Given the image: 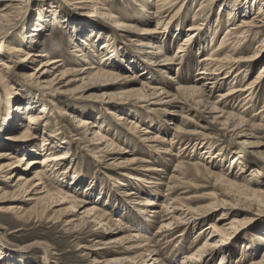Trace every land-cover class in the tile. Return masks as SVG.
<instances>
[{
    "label": "rangeland",
    "instance_id": "1",
    "mask_svg": "<svg viewBox=\"0 0 264 264\" xmlns=\"http://www.w3.org/2000/svg\"><path fill=\"white\" fill-rule=\"evenodd\" d=\"M54 1H12L6 11L8 16L0 22V30L7 27L4 28L3 35L0 33V42H15L26 45V48L30 39H25V36H29L34 26L42 20L44 29L39 32L42 38L36 50L48 53L50 57L63 59V69H76L84 66L83 61L81 63L83 58L77 62V55L73 51L76 45L74 40L79 43L86 39L85 36L89 34L87 27L90 26L100 29L104 35L116 34V38H113L120 46V54L118 58L114 56V60L123 69L106 67L118 73V78H103L90 88L81 80H75L72 73L66 77V81L75 80L71 82L70 90L59 94L54 101L52 98H40V93L30 86L25 77L40 65L41 57L30 63L29 68H24L26 62L22 58L15 59L11 67L6 69L10 86L22 95V105L31 103L37 107L34 110L36 113L43 105L47 108L43 114L47 123L45 129L55 135L57 152H68L69 157L64 162L67 174L59 175L56 183H52L50 179L48 182H51V186L63 184L64 191L77 199L65 201L46 213L47 202L43 200V195L36 196L35 191L28 193L16 186L18 175L21 174L32 177L39 170L49 178L56 174L52 170L50 173L40 164L31 172H26L27 162L21 161L24 155L28 159L38 160L45 156L28 153L25 148L34 145L41 152L44 126L42 124L38 128L39 137L34 141L14 139L21 134L27 120L24 119L25 114L21 115L15 124H11L15 125L14 129L3 123L9 107L4 89L0 88V134L19 140H0V152L13 153V161L19 165L18 169L11 172L13 176L8 175L9 179L4 180L0 175V264H153L152 260L144 263L140 259L145 248H138L137 239L132 236L135 232L152 238L151 246L160 250L159 257L166 264H187L184 263V255L193 256L206 242H216L218 245L206 249L199 262L195 263L193 260V264H219L222 257L224 264H252L263 260L264 131H251L254 133L252 136L236 135L238 131L246 129V126L237 130L229 128L224 125V118H217L219 113H213L207 107L211 102L218 101L220 95L230 88H244L255 78L264 65V47L260 56L251 62V69L245 79L241 73L245 67L240 70L235 67L227 79L225 71L220 75L219 80L223 85L213 89L206 106L183 98L165 106L159 105L153 98L145 95L147 89H142L143 82L177 92L181 77L195 79L197 72L203 67L198 65L199 60L208 56L225 35L228 26L227 4L225 8L223 6L225 10L222 9L220 16L224 18V22H214L216 12L211 13V24H208L211 25L210 30L207 26L204 29L206 32L195 39L196 58H190L189 67L178 71L176 64H172L170 69L147 66L144 60H149V54L141 53L137 33L110 27L104 18L93 14V8L81 9L74 1L64 3V0H60L58 6ZM109 1L115 8L112 9L113 13L123 17L125 23H137L139 27L150 29L157 27L156 20L145 26L135 20L139 18L138 7L133 3L130 5L128 1L131 0ZM201 1L192 2L193 7L189 12L184 11L186 16L183 20L180 19L181 30L174 28L173 33L163 32L161 37L164 38L162 40L166 43L165 48L170 56L177 55L178 47L189 33L187 29L192 23L193 11L197 10ZM7 2L9 1L0 0V6ZM255 7L250 13L248 9L247 20L256 15L260 6ZM217 8L218 6L215 7ZM64 16L65 20L62 18ZM242 17L243 12L237 16L234 24L240 22ZM69 18L81 25L76 28L77 32H74V23L70 22L69 25ZM212 32L215 34V42L211 45ZM71 36H74L73 40ZM263 37L264 30L243 54L244 57L254 53ZM103 41L104 39L99 40L98 45ZM86 51L89 49L86 48ZM223 51L221 56L225 55ZM182 55L184 53L176 57ZM24 56L25 54L22 55ZM95 57L101 56L91 55L89 59L93 61ZM98 59L102 66L103 61ZM54 76L52 73L50 78ZM257 90L254 93L255 101L249 105L251 108L248 106L250 109L241 101L242 96L230 99L226 107L222 103L217 105L225 107L227 112L251 118L250 121L253 120L254 123H264L259 116V110L264 107V87L259 86ZM57 100L60 104L55 107ZM183 106L186 108L182 109ZM61 108L67 110L68 114H61ZM76 115L82 116L87 126L81 128L76 123ZM120 116L136 121L139 125L137 130L130 128ZM94 123L97 124L96 127ZM98 129L112 142L110 149L98 144L99 140L93 134ZM145 129L150 132L144 133ZM155 136L159 137L157 141ZM116 145L120 146L113 150ZM205 149L211 152L208 159H205V155H209ZM134 159L137 161L131 162ZM7 161L8 157H0V164ZM149 167H158L161 171H148ZM134 177L137 179H133ZM39 199L41 202L38 203ZM146 199L153 200L156 205H142ZM163 204H169L170 212L166 214L164 210V217L158 221L151 211L154 208L162 209ZM95 205L107 214L105 224L92 222L93 212H88ZM173 207L180 209L175 210ZM191 214L199 219L190 221L187 225L173 220V217H191ZM162 220L167 223L171 221V228L157 233ZM211 223L224 227L226 234H216L211 228L207 229ZM183 230L184 235L176 237ZM202 231L204 233L201 234ZM221 236L224 241L219 242ZM243 245H247L246 253ZM209 253L212 254L208 255Z\"/></svg>",
    "mask_w": 264,
    "mask_h": 264
},
{
    "label": "bare ground",
    "instance_id": "2",
    "mask_svg": "<svg viewBox=\"0 0 264 264\" xmlns=\"http://www.w3.org/2000/svg\"><path fill=\"white\" fill-rule=\"evenodd\" d=\"M8 1L9 2L3 4L4 6H0V22L8 16L6 14V11L7 9H9V7L12 4L11 2L14 0H8ZM59 1L60 0H55L54 3L58 5L60 4ZM72 1H74L76 6H78L81 9L88 10V9L93 8L94 10L93 14L100 15L102 18H104V20L109 24L110 27H114L115 29H120L124 31L125 30L133 31V33H137V37L138 38L140 37L139 46L141 47L140 48L141 53L149 54L148 55L149 60H144L145 63L148 64L147 66L149 67L151 66V68L155 67V69L156 67H169L170 69L171 68L170 66H172V64H176L178 65V71L180 69L183 70L186 66L189 67L190 58H193V59L194 57L196 58L195 53H194V48H195L194 44L197 42V40L195 39L199 38L202 35V32H206L204 31V29L207 26L210 30L211 25H208V24H211L210 23L211 19L209 18L211 13L214 14L216 12L215 13L216 20L214 22H218L220 24H222V21L224 22V18L223 17L221 18L220 16L223 13L222 9H224L226 7L225 5L227 4V7L229 10L227 12L228 18H227L226 25L228 26L226 28L225 35L223 36L222 40H220V43L218 44V46L215 48L213 47V49L208 54V56L204 57L202 60H199L198 65L203 66V67L200 68V71L197 72V75L195 74L196 75L195 79H188V78L184 79L183 77H181L182 80H180L178 84V87L176 89L177 92H172L165 88L152 86V85H149L143 82L142 89L144 91H146L147 89L145 95H147L150 98H153L156 103H159V105L161 104L165 106L167 104L180 101L183 98V99H187L193 102H198L201 105L206 106V103L210 101L211 99V96L213 94L212 93L213 89L219 88L220 86L223 85V82L220 81L219 78H220V75L224 73V71L226 74L225 78L226 77L228 78L230 77L228 74L232 73L231 71L234 70L235 67H236L235 69L237 70H240L241 68L245 67L243 70L244 72H242L241 70V73H243V79H245L247 74H249V70L251 69L249 67L252 64L251 62L255 61V59H257L260 56L261 52L263 51L264 37L260 40V44L258 45L257 49L254 51V53L251 56L244 57L243 55L245 54L246 51H248L252 42L256 40L260 35H262V32L264 30L263 29L264 28V0H250L251 2L248 0H245V1L244 0H202L197 10L193 11V16L191 15L193 17L191 19L192 23L187 29L189 33L185 36L183 43L181 42L180 46L178 47V51L176 54L179 55L180 53H184V55H182L179 58L176 57L177 55H174V56L169 55L168 53L169 51L165 48L167 45L162 40L164 38H162L161 36L163 32L164 34H166V32L173 33L174 28L175 29L177 28L178 30L182 29V21L180 22V19L183 20V18L186 16V12L187 11L189 12V9L193 7L192 2L196 0H131V1H128L130 5L133 3L135 6L137 5L138 7L136 9H137V13L139 14V18L135 19L138 23H142L144 24L143 26H145L154 20L157 21V27L153 29H150L147 27H139L137 23H131V24L125 23V21H123L125 20L123 17H119L113 13L112 9L115 10V8L112 4H110L109 0H64V3L66 2L71 3ZM257 5H259L260 7L258 8L257 12H255L256 15H254L252 19L247 20L246 15L248 13V9L250 13L252 9H254V7ZM216 6H218L217 9H215ZM243 9L245 12L243 11ZM242 12H243V17L241 18L240 22L234 24L235 20L237 19V16L242 14ZM62 18H64L65 20L66 17L64 16ZM209 19H210V22H209ZM41 21L39 24L34 26V29L29 36H25V39L27 38L30 39L28 41L30 43H27L26 48H25L26 45L25 46L18 45L15 42H10V41L7 42L5 40H2L0 42V88L4 89V92L7 97L8 107H9V112L7 116L5 117V120L3 121V123L7 127H10V128L13 126V129H14L15 125H11V124H15L17 118H19L21 115L25 114L24 119L27 120V124L23 126L24 129L21 132V134L19 136H16V138L14 139H18V138L23 139L21 140L22 142L25 141L26 139H32V141H34L36 140V138L39 137L38 128L41 127L42 124L44 126L45 131L42 134L43 138H42V142L40 145L41 152L39 151V148L34 147V145L33 146L31 145L30 147H25V148L28 149L27 150L28 153H32L34 155H45V156H43L40 160H38V159H33V158L28 159L26 158V155H24L21 158V161L23 162L26 160L27 162L26 167H25L26 172H31L32 169L36 165L40 164V165H43V167H46L47 171L50 172L52 170L53 173L55 172L54 174H56V176L51 177V178L47 176L48 177L47 178L46 173H42V171L38 169L39 171H35L32 177L26 176L25 174L18 175L16 186L21 189H24L25 192L28 191V193L35 191L34 195L36 196L43 195V200H46L47 202V205L46 206L44 205L46 209L45 208L44 209L46 210V213H48L54 207H56L57 205L63 204L65 201H69V200L73 201L77 199L76 196H71L72 194L70 193L67 194L64 191L63 184L59 183V185L56 184L57 186H51L52 185L51 182L50 183L48 182V179H50L52 183H56L57 177L59 175L67 174V171L65 170V167H64V162L69 157L68 152L67 153L57 152V149H56L57 142L54 139L56 138L55 135L53 133H50V131L48 132L45 129V127L47 126V123H45V118L43 114L44 112H46L47 108H45V106L43 105L42 109L36 113V111L34 110L37 107L31 105V103L30 104L27 103L25 104V106L22 105V102H20L22 95L19 94L20 92H17L16 90L14 91L12 86H10L9 79L6 76L7 75L6 69L11 67V63L15 59L22 58V60L26 62L24 65V68H29L30 63H33L34 61H36L37 59L41 57L40 65L37 66L33 72L28 73V75H25V77H27L26 80L30 84V86L40 93L39 95L40 98L42 99L52 98L54 101L56 100V97L59 94H63L70 90L69 86L71 85L72 81L81 80L82 82H84L86 86H88V88H90L91 86L95 85L96 82H98V80H102L103 78H106V79L107 78L108 79L118 78V73L110 71L106 69V67L113 68V69L115 68L123 69V67L121 65H118L116 60H114L116 57L118 58L120 54V48H119L120 46H118L115 43L116 40L114 41V38H116V34H113V36L111 34L104 35V33L101 32L100 29L92 28L89 26L87 27V29L89 30V34L85 36L86 39L80 40L79 43L77 42L78 40L77 41L74 40L75 41L74 43L76 44L75 49L73 50L74 54L76 53L75 55H77L76 57L77 62L83 58V60H81V63L83 61L84 67H79L76 69H70V68L63 69L65 68V63L63 59H59L58 57H50L48 53L36 50L38 44L40 43V39L42 38L41 37L42 35L39 32H42L41 30L44 29V22H41ZM231 21L232 23L230 24ZM70 22H72V24L74 23L73 28L76 30V31L74 30V32H77L76 28L80 27L81 25L75 23L76 21L74 19L73 20L71 19L69 21V25H70ZM4 28L6 29L7 27H4ZM4 28H1L0 30V33L2 32V35H3V31L5 32ZM179 34L176 36L177 38L179 37ZM85 37L83 36V38ZM73 38L74 36L73 37L71 36L72 40ZM214 38H215V34L212 32V39L210 43L211 45L215 42ZM101 39H104V41L100 45H98V42ZM183 45H187V46L185 47ZM30 47H35V48H30ZM86 48L87 50L89 49L88 52L86 51ZM223 50H226V52ZM222 51L225 52L224 56H221ZM23 54H25L24 57H22ZM91 55L101 56V57H95V60L91 61L89 59ZM98 58H101V60L103 61L102 66H101V63L99 62L100 59ZM152 60L154 61L151 62ZM245 61L247 63H243ZM52 73L55 76L53 78H50V75ZM72 73L75 75L76 79L71 80V81H66V77H68ZM259 86L264 87V65L260 68L255 78L251 80L250 82H248L244 88H236V87L230 88L225 93L220 95V99L218 101L211 102V105H209L207 108H209L210 111H212L213 113H219L217 118H224L223 123L229 128L232 127V129L235 128L237 130L240 128H244L246 126V129L241 130L244 132L238 131L236 135L252 136L254 135V133H252L251 131L253 132L255 130H259L260 132L264 131V123H254L252 122L253 120L250 121L251 118L247 119L244 116H240L239 114L237 115V113L225 111V107H226V104L228 105V101L230 99H234L235 97L241 98L242 96L241 101H243L245 103L244 105H247V107L249 105H252V103L256 99V95L254 93H256V90ZM246 92L248 93L245 96H243ZM217 103L225 104V107H220L219 106L220 104L217 105ZM58 104H60L59 100L55 102V107H57ZM249 107L251 108V106ZM185 108L186 106H183L182 109H185ZM259 111H260L259 116L261 117V121L263 122L264 121V107ZM60 112L61 114H68V111L63 108H61ZM81 117L79 115L75 116V118L77 119L76 123H78L79 126L83 128L87 126L86 124L87 122ZM120 119H123L124 122H127L126 124L130 126V128H135L137 130V127H139L136 121H129L124 116H120ZM94 126L96 127L97 124L94 123ZM149 132L150 131L148 129L147 130L145 129L144 133H149ZM93 134L95 135V137H97V140H99L98 144L102 146L105 145L106 149L108 148L110 149L113 146L112 142H110V139L107 138L105 135H103L99 131V129L98 131H94ZM146 138L147 137H145V139ZM154 139L157 141L159 137L155 136ZM0 140H12V142L19 141V140L10 139L9 136L7 135L2 136L1 134H0ZM119 146L118 145L114 146L113 150H116ZM206 150L207 149H205L204 151L206 153H209V155H205V159H208L210 157L211 152L209 150L207 151ZM2 156L9 158V161H7L6 163L0 164V175L3 176L4 180H7L11 176H13L12 175L13 173L11 174V172L15 169H18L19 165L18 163L16 164L13 161V159L15 158L13 153H10V152L1 153L0 152V157ZM213 157H216L215 154H213ZM135 160L137 161V159H134L131 162H135ZM209 162H212V161L209 160ZM148 169H149L148 171H161V169L158 167H152V168L149 167ZM8 175H10V177H8ZM52 178H54V180H52ZM133 179H137V178L134 177ZM168 188L170 189L171 187L168 186ZM130 194H133V192H131ZM36 199L33 198V200H36ZM39 202H41L40 199L38 203ZM84 202H86V200H84ZM169 204H163V206L161 205L162 209L160 210H157L155 208L152 209L153 211L151 212H153L154 214L153 217L158 220L164 217V215H162L164 210L166 211V214L169 213L170 212ZM142 205L150 206V205H156V204L153 200L146 199L145 201H143ZM174 209L179 210L180 208L175 207ZM187 209L190 211L189 208ZM90 212H93V215H94L92 216L93 218L92 222L97 221V223L105 224V221H107V218H106L107 214L105 212L103 213L102 210L99 209L97 206L94 208H91V211H89L88 213ZM190 216L191 217H188V216H179V218L173 217V220H177L178 223L184 222V224L187 225V223H189L190 221L195 222L197 221V219H199L194 214H191ZM232 221L234 222V220ZM161 223L162 225L160 226L159 228L160 230H158L157 233L164 232L163 229L167 230V228L168 229L171 228V225H172L171 221L167 223L166 220H162ZM206 228L207 229L211 228L213 232H216V234H220V235L226 234L225 233L226 229L224 227H218L214 223L209 224ZM207 229H205V231ZM202 233H204V231H202L201 234ZM183 235H184V230L182 232H179L176 235V237L183 236ZM132 236L137 239L136 243L138 244V248H145L144 249L145 252L143 251L140 254L141 255L140 259H142V261H145L144 263H146V261L152 260L154 261L153 264H166L164 263L165 261L159 257L160 250L151 246L152 241H153L152 238L141 235L140 232H135L134 235ZM222 238L223 236L219 238V242L221 240L224 241ZM217 245L218 243L216 242L215 243L206 242L205 245H203L202 247H199V249L193 254V256H191L190 254H185L184 263L193 264V260H195V263L199 262L200 256L205 251H207L206 249H209L211 246L215 247ZM246 248H247V245H243L244 253H246ZM210 254L212 253H209L208 255ZM145 257H147V259H145ZM206 258L207 257H205V259ZM263 258H264V255H263ZM224 263H225L224 257H222L220 259L219 264H224ZM252 264H264V259L259 261L258 263L253 262Z\"/></svg>",
    "mask_w": 264,
    "mask_h": 264
}]
</instances>
